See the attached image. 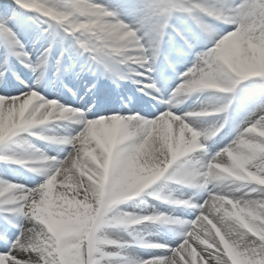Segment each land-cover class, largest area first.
Returning <instances> with one entry per match:
<instances>
[{"label":"snow or ice","instance_id":"6c2138e0","mask_svg":"<svg viewBox=\"0 0 264 264\" xmlns=\"http://www.w3.org/2000/svg\"><path fill=\"white\" fill-rule=\"evenodd\" d=\"M12 144L0 264H264V0H0Z\"/></svg>","mask_w":264,"mask_h":264},{"label":"rangeland","instance_id":"374dc122","mask_svg":"<svg viewBox=\"0 0 264 264\" xmlns=\"http://www.w3.org/2000/svg\"><path fill=\"white\" fill-rule=\"evenodd\" d=\"M110 3V2H108ZM48 93L45 92V95H47ZM236 112V111H235ZM242 117V113H237L236 115V118L234 119V123H238L239 120L241 119ZM232 137L230 136L229 139H231ZM33 139V142L38 144L36 142V138H32ZM38 141V140H37ZM227 141H225L226 143ZM4 150H8V151H13V152H18V153H23L25 151V148L23 146H20V145H15V144H12V145H8L6 146V148H0V151H4ZM8 169L9 171V174L11 175L14 171H19V172H27V169H24L22 168L21 166L19 165H5L4 163L0 162V174H3L5 169Z\"/></svg>","mask_w":264,"mask_h":264},{"label":"bare ground","instance_id":"6f19581e","mask_svg":"<svg viewBox=\"0 0 264 264\" xmlns=\"http://www.w3.org/2000/svg\"><path fill=\"white\" fill-rule=\"evenodd\" d=\"M104 2H105V3H108V2L112 3V2H113V0H104ZM84 99H85V100H88L89 98H88V97H86V98H84ZM189 103H191V101H189ZM233 114L235 115V114H236V112L234 111V113H233ZM36 142L38 143V145H39L40 147H45V145H43L41 141H39V140L37 141V140H36ZM150 202H151V201H150Z\"/></svg>","mask_w":264,"mask_h":264}]
</instances>
